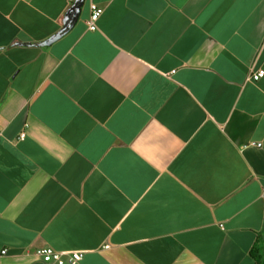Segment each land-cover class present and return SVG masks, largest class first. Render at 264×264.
Wrapping results in <instances>:
<instances>
[{"label": "crops", "instance_id": "0c3cea01", "mask_svg": "<svg viewBox=\"0 0 264 264\" xmlns=\"http://www.w3.org/2000/svg\"><path fill=\"white\" fill-rule=\"evenodd\" d=\"M75 1L0 0V264H264V0Z\"/></svg>", "mask_w": 264, "mask_h": 264}, {"label": "built area", "instance_id": "2783aa9c", "mask_svg": "<svg viewBox=\"0 0 264 264\" xmlns=\"http://www.w3.org/2000/svg\"><path fill=\"white\" fill-rule=\"evenodd\" d=\"M103 10L93 3L89 5V16L85 22L88 31L97 30V22L102 15ZM174 71L170 73L172 75ZM264 76L263 69H257L250 72L248 77L249 81L256 82ZM25 134L19 135V140L24 139ZM108 247H104L106 249ZM7 251L3 249L0 251V262L1 259L6 255ZM34 257L43 264H81L83 259L82 251H56L50 247H43L35 250Z\"/></svg>", "mask_w": 264, "mask_h": 264}, {"label": "water", "instance_id": "95a60500", "mask_svg": "<svg viewBox=\"0 0 264 264\" xmlns=\"http://www.w3.org/2000/svg\"><path fill=\"white\" fill-rule=\"evenodd\" d=\"M84 0H76L74 4L71 6L69 11L67 12L64 20H63V27L60 31H58L54 36H52L48 41H46V44L49 45L53 42H56L60 38H62L65 34H67L73 26L76 24L79 15L80 10L83 5Z\"/></svg>", "mask_w": 264, "mask_h": 264}, {"label": "trees", "instance_id": "16d2710c", "mask_svg": "<svg viewBox=\"0 0 264 264\" xmlns=\"http://www.w3.org/2000/svg\"><path fill=\"white\" fill-rule=\"evenodd\" d=\"M256 252H257V250H256ZM252 257L255 259V261H256L257 264H262V263L260 262V258L258 257L257 253L252 254Z\"/></svg>", "mask_w": 264, "mask_h": 264}, {"label": "rangeland", "instance_id": "374dc122", "mask_svg": "<svg viewBox=\"0 0 264 264\" xmlns=\"http://www.w3.org/2000/svg\"><path fill=\"white\" fill-rule=\"evenodd\" d=\"M263 262H264V253H263Z\"/></svg>", "mask_w": 264, "mask_h": 264}]
</instances>
